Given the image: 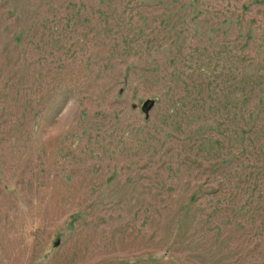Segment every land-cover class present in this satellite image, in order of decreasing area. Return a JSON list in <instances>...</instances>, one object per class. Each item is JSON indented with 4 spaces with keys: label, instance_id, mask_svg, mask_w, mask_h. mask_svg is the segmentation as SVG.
<instances>
[{
    "label": "rangeland",
    "instance_id": "obj_1",
    "mask_svg": "<svg viewBox=\"0 0 264 264\" xmlns=\"http://www.w3.org/2000/svg\"><path fill=\"white\" fill-rule=\"evenodd\" d=\"M0 264H264V0H0Z\"/></svg>",
    "mask_w": 264,
    "mask_h": 264
},
{
    "label": "water",
    "instance_id": "obj_2",
    "mask_svg": "<svg viewBox=\"0 0 264 264\" xmlns=\"http://www.w3.org/2000/svg\"><path fill=\"white\" fill-rule=\"evenodd\" d=\"M155 104V101L153 99L146 100L145 103L142 106L143 111L148 115L150 109Z\"/></svg>",
    "mask_w": 264,
    "mask_h": 264
}]
</instances>
